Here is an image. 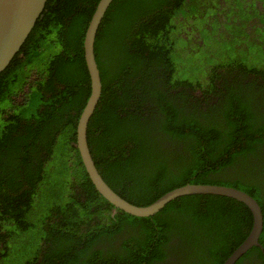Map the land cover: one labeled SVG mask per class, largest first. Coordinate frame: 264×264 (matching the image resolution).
I'll list each match as a JSON object with an SVG mask.
<instances>
[{"label": "trees", "instance_id": "1", "mask_svg": "<svg viewBox=\"0 0 264 264\" xmlns=\"http://www.w3.org/2000/svg\"><path fill=\"white\" fill-rule=\"evenodd\" d=\"M217 1L113 0L95 39L102 89L87 142L103 181L136 206L186 184L249 194L262 247L236 264H264V15L234 0L219 21ZM98 2L48 0L0 74V264H223L252 226L244 204L189 195L139 218L86 174L75 130ZM189 25L202 46L184 38Z\"/></svg>", "mask_w": 264, "mask_h": 264}, {"label": "water", "instance_id": "2", "mask_svg": "<svg viewBox=\"0 0 264 264\" xmlns=\"http://www.w3.org/2000/svg\"><path fill=\"white\" fill-rule=\"evenodd\" d=\"M48 0H0V74L20 53L37 21L41 19ZM113 0H99L83 40L84 61L90 84L89 98L78 118L75 146L91 183L115 209L134 217H151L169 202L189 195H213L233 199L244 204L252 215V226L245 240L230 254L223 264H236L252 247H261L263 215L258 202L249 194L222 185L186 184L175 188L147 206H136L118 196L102 179L91 157L87 142L89 120L101 96V79L94 54L97 31Z\"/></svg>", "mask_w": 264, "mask_h": 264}, {"label": "flooded vegetation", "instance_id": "3", "mask_svg": "<svg viewBox=\"0 0 264 264\" xmlns=\"http://www.w3.org/2000/svg\"><path fill=\"white\" fill-rule=\"evenodd\" d=\"M241 1V0H240ZM251 1H253L252 3L256 4V9L259 15H264V0H244V3H250ZM234 2V0H229L228 2H226L225 0H218L217 1V9L219 11V13H217V17L219 19V21H225L223 20V13H221L222 11H227L229 9V6L232 5ZM244 5V4H243ZM215 16L214 15H210L207 17V20L211 21ZM180 22L182 23V25L184 26V23L187 24L189 23L186 19H184L183 17H179ZM251 23H254L256 27H259L260 25L259 23V19H255L253 18L250 22H247L248 25H250ZM247 25V26H248ZM186 30H188L190 32V34L188 36H186L184 34V38L187 39V37H189L193 42L191 43V45H199L202 46L203 43L201 40H199V36L197 35L196 30L194 29V26L189 25ZM254 29H249L248 27L246 29H244L245 32H248L247 34L249 35V39L253 38V35H251L250 33H253ZM194 31V33H193ZM245 39V38H242ZM102 197V196H101ZM113 214H115V210L113 211ZM262 247V246H261ZM253 248V247H252Z\"/></svg>", "mask_w": 264, "mask_h": 264}]
</instances>
